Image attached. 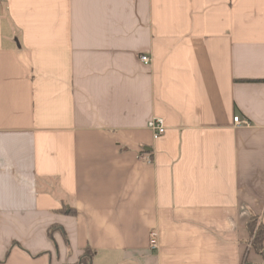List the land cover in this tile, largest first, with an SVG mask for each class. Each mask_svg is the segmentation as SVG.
Listing matches in <instances>:
<instances>
[{
	"label": "crops",
	"instance_id": "0c3cea01",
	"mask_svg": "<svg viewBox=\"0 0 264 264\" xmlns=\"http://www.w3.org/2000/svg\"><path fill=\"white\" fill-rule=\"evenodd\" d=\"M253 218L264 0H0V264H264Z\"/></svg>",
	"mask_w": 264,
	"mask_h": 264
},
{
	"label": "built area",
	"instance_id": "2783aa9c",
	"mask_svg": "<svg viewBox=\"0 0 264 264\" xmlns=\"http://www.w3.org/2000/svg\"><path fill=\"white\" fill-rule=\"evenodd\" d=\"M141 60L145 63H149L150 57L147 55H143L141 57ZM234 123L236 125L240 126L242 124H248V121H246L245 119H242L240 116H236V117H234ZM148 127L152 131L154 139H158V138L162 137L166 133V130H167L166 125H165V121L161 117H154L148 123ZM144 157H145V159H147V161L152 160L150 155H145ZM151 238H152V240H151L152 248H157L158 247V240H157V233L155 231L151 232Z\"/></svg>",
	"mask_w": 264,
	"mask_h": 264
},
{
	"label": "trees",
	"instance_id": "16d2710c",
	"mask_svg": "<svg viewBox=\"0 0 264 264\" xmlns=\"http://www.w3.org/2000/svg\"><path fill=\"white\" fill-rule=\"evenodd\" d=\"M250 225H251V231L255 233L254 240H253V246L261 253H264V247L262 245L264 227L261 224H257L256 218L255 219L253 218ZM91 260H92L91 250L87 249L81 258V263L91 264Z\"/></svg>",
	"mask_w": 264,
	"mask_h": 264
}]
</instances>
